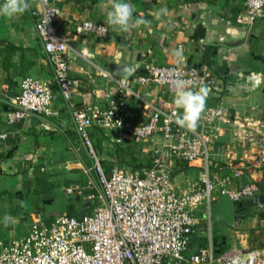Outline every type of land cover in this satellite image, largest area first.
<instances>
[{
    "label": "crops",
    "instance_id": "0c3cea01",
    "mask_svg": "<svg viewBox=\"0 0 264 264\" xmlns=\"http://www.w3.org/2000/svg\"><path fill=\"white\" fill-rule=\"evenodd\" d=\"M56 2L61 8L59 33L69 41L71 76L83 83L75 96L78 104L106 107L102 94H112L115 83L104 75L119 78L115 72L121 63L132 67L129 78L145 75L151 66L176 61L205 69L217 84L207 94L204 109L216 107L224 112L209 129L213 173L233 177L237 187L251 182L264 187V166L254 162L264 140V12L253 17L245 0H126L135 8L134 17L142 16L151 24L126 33L109 26L107 38L79 40L75 30L83 21L106 24L110 0ZM161 8H166L168 15L157 20L155 13ZM233 31L246 35L237 38ZM177 49L183 50L182 57L175 56ZM242 77L257 81L259 86L237 87ZM26 78L52 87L54 114L32 115L8 126L7 114L14 109ZM133 87L140 98L128 99L126 108L138 124L147 120V104L172 99L167 87ZM183 111L179 108L180 114ZM0 126L10 132L9 139L0 142V242H8L29 232L35 213L54 219L76 210L85 197L77 194L71 198L67 190L82 185L85 170L94 165L89 166L83 157L85 147L68 104L54 83L53 69L30 10L11 19L0 17ZM195 130L201 131L198 124ZM93 139L109 175L115 167L131 171L138 169L135 165L152 164V150L162 142L157 137L153 143L140 145L131 138L117 144L109 133L95 134ZM188 166L181 170L176 163L174 167L178 189L200 177L198 164ZM261 208L264 210V203ZM85 210L89 211L90 205L82 206L81 213ZM5 215L12 218L7 227L3 224Z\"/></svg>",
    "mask_w": 264,
    "mask_h": 264
},
{
    "label": "built area",
    "instance_id": "2783aa9c",
    "mask_svg": "<svg viewBox=\"0 0 264 264\" xmlns=\"http://www.w3.org/2000/svg\"><path fill=\"white\" fill-rule=\"evenodd\" d=\"M28 2L53 69L54 83L67 102L75 130L94 163L92 169L85 170L88 181L71 187L67 194L71 198L81 194L90 210L79 216L65 213L54 219L35 213L27 235L0 242V264H264V248L222 253L211 237L204 247L192 246L201 229L211 233L212 210L221 199L228 196L235 204L259 192L255 182L237 187L233 177L213 173L209 129L224 116L223 110L204 109L197 123L201 131L187 130L175 122L173 113L180 112L174 102L173 81L183 79L192 91L206 87L209 93L216 87V78L205 69L178 61L154 65L142 76L104 75L115 83L112 94H102L106 107L80 105L75 96L83 83L70 73L69 41L59 33L57 24L61 8L56 0ZM245 6L253 17L264 12V0H245ZM109 34L107 24L86 20L76 27L74 36L79 40L103 39ZM133 86L167 87L172 99L147 104V120L138 124L126 108L128 99L140 98ZM55 98L48 83L24 79L14 109L7 114V125L36 114L53 115ZM108 133L117 144L133 138L146 145L160 137L162 142L152 150L151 167L131 171L115 167L110 175L106 174L93 136ZM9 137L10 132L0 126V142ZM177 162L198 164L200 178L187 181L184 189H178L172 175ZM254 162L264 166V140Z\"/></svg>",
    "mask_w": 264,
    "mask_h": 264
},
{
    "label": "clouds",
    "instance_id": "9594fccd",
    "mask_svg": "<svg viewBox=\"0 0 264 264\" xmlns=\"http://www.w3.org/2000/svg\"><path fill=\"white\" fill-rule=\"evenodd\" d=\"M110 10L107 11L106 24L111 26L114 31L126 33L142 25H150L151 21L141 17H134L135 8L126 0H110ZM28 0H4L0 4V17L8 19L17 15H22L30 10ZM168 15L166 8H161L155 13V19L159 20L162 16ZM176 57H182L183 50H175ZM189 82L177 78L173 81L172 87L175 89V104L177 108H183L182 114L174 112L175 122L178 126L190 131H195L198 120L205 107L208 94L206 87H201L198 91L188 88ZM12 218L5 215L3 224L8 226Z\"/></svg>",
    "mask_w": 264,
    "mask_h": 264
},
{
    "label": "rangeland",
    "instance_id": "374dc122",
    "mask_svg": "<svg viewBox=\"0 0 264 264\" xmlns=\"http://www.w3.org/2000/svg\"><path fill=\"white\" fill-rule=\"evenodd\" d=\"M94 144L95 140L93 139ZM83 157L87 159L89 166L93 165V161L89 154L83 149ZM96 172L94 171V174ZM93 174V175H94ZM108 174V173H106ZM200 178V177H199ZM198 178V179H199ZM196 179V180H198ZM81 184L84 185L88 181V176L86 174L81 178ZM213 196H217V193H214ZM63 200V199H62ZM83 201L78 205V208L69 213H77L76 216H79L82 210ZM85 212V211H84ZM222 226V227H221ZM204 232V233H203ZM25 234H28L25 232ZM24 234V235H25ZM21 235V236H24ZM225 237L222 243L216 247H229L228 250L240 251L247 250L249 248H261L264 247V215H252L250 213L234 215V224L232 226L227 225L223 222H214L212 225L211 233L210 231L205 232L204 229L199 231L197 234V239H206L211 237ZM19 236V237H21ZM217 244V243H216Z\"/></svg>",
    "mask_w": 264,
    "mask_h": 264
},
{
    "label": "trees",
    "instance_id": "16d2710c",
    "mask_svg": "<svg viewBox=\"0 0 264 264\" xmlns=\"http://www.w3.org/2000/svg\"><path fill=\"white\" fill-rule=\"evenodd\" d=\"M96 153L97 155L100 154L101 150L100 148L96 149ZM99 157V156H98ZM178 165H180V168L181 170H185L186 168H189L188 164L184 163V162H177ZM101 165L105 171V173H108V170L106 169L105 165L103 164V162L101 161ZM152 164H149V165H135L134 167L135 168H138V169H142V168H149L151 167ZM177 173L173 172L172 175L173 177L176 175ZM259 186V192L252 198H249V199H245V200H242L238 203H235V213H238V214H245V213H250L252 215H261L263 216L264 215V210L261 208L262 204L264 203V187L262 184H258ZM87 194V193H85ZM83 209L84 208H87L88 204H85L83 203ZM85 212H88L85 210ZM83 212V213H85ZM81 213V214H83ZM71 215H75L76 213H69ZM204 233V232H203ZM225 239V237H221L219 235H217V237H213V244L214 246H219L222 241ZM217 243V244H216ZM199 245L200 247H204L208 244V240L206 239H197L196 237L194 238L193 240V247L195 245ZM254 248V247H253ZM261 248H264V247H261ZM229 247H220V251L223 253V252H226V251H229L228 250Z\"/></svg>",
    "mask_w": 264,
    "mask_h": 264
},
{
    "label": "water",
    "instance_id": "95a60500",
    "mask_svg": "<svg viewBox=\"0 0 264 264\" xmlns=\"http://www.w3.org/2000/svg\"><path fill=\"white\" fill-rule=\"evenodd\" d=\"M233 35H237V38H244L246 33H238L233 31ZM132 67L126 64H119L116 68V76L119 78H129L132 75ZM254 87L257 88V81H250L247 77H242L237 82V87ZM213 223L214 222H223L227 225L232 226L234 224V203L231 199L226 196L217 204L214 205L212 210Z\"/></svg>",
    "mask_w": 264,
    "mask_h": 264
}]
</instances>
